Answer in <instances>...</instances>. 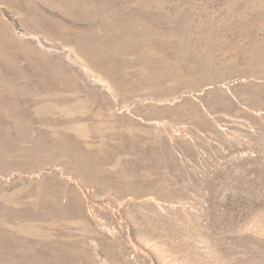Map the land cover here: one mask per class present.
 I'll return each instance as SVG.
<instances>
[{
  "label": "rangeland",
  "instance_id": "374dc122",
  "mask_svg": "<svg viewBox=\"0 0 264 264\" xmlns=\"http://www.w3.org/2000/svg\"><path fill=\"white\" fill-rule=\"evenodd\" d=\"M0 214V264H264V0H0Z\"/></svg>",
  "mask_w": 264,
  "mask_h": 264
},
{
  "label": "bare ground",
  "instance_id": "6f19581e",
  "mask_svg": "<svg viewBox=\"0 0 264 264\" xmlns=\"http://www.w3.org/2000/svg\"><path fill=\"white\" fill-rule=\"evenodd\" d=\"M85 160V159H84ZM55 201V200H54ZM1 215V214H0ZM3 215V214H2ZM9 216V215H8ZM8 220V219H7Z\"/></svg>",
  "mask_w": 264,
  "mask_h": 264
}]
</instances>
